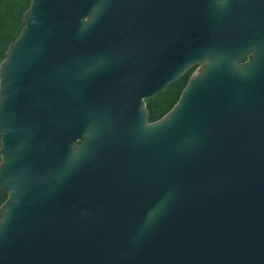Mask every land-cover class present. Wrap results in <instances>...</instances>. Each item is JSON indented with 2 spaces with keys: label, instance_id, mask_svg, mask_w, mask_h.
<instances>
[{
  "label": "water",
  "instance_id": "95a60500",
  "mask_svg": "<svg viewBox=\"0 0 264 264\" xmlns=\"http://www.w3.org/2000/svg\"><path fill=\"white\" fill-rule=\"evenodd\" d=\"M0 142V264H264V0H30Z\"/></svg>",
  "mask_w": 264,
  "mask_h": 264
},
{
  "label": "trees",
  "instance_id": "16d2710c",
  "mask_svg": "<svg viewBox=\"0 0 264 264\" xmlns=\"http://www.w3.org/2000/svg\"><path fill=\"white\" fill-rule=\"evenodd\" d=\"M29 5L30 0H0V64L5 58L8 46L18 37L24 26V13ZM191 73L189 72L178 79L160 95L148 99L147 106L150 121L160 119L172 109L186 86ZM6 198V193L0 196V206Z\"/></svg>",
  "mask_w": 264,
  "mask_h": 264
},
{
  "label": "flooded vegetation",
  "instance_id": "af4514ba",
  "mask_svg": "<svg viewBox=\"0 0 264 264\" xmlns=\"http://www.w3.org/2000/svg\"><path fill=\"white\" fill-rule=\"evenodd\" d=\"M197 69H198V67H196V68L190 70L189 72H192V73H191V75H192L195 71H197ZM189 72H188V73H189ZM185 75H186V74H185ZM145 101H146V106H147V105H148V99H146ZM147 107H148V106H147ZM149 121H150V119H149Z\"/></svg>",
  "mask_w": 264,
  "mask_h": 264
}]
</instances>
